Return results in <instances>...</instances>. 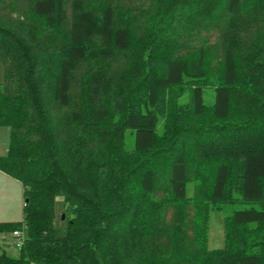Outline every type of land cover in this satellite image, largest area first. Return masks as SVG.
Returning a JSON list of instances; mask_svg holds the SVG:
<instances>
[{"label":"trees","instance_id":"16d2710c","mask_svg":"<svg viewBox=\"0 0 264 264\" xmlns=\"http://www.w3.org/2000/svg\"><path fill=\"white\" fill-rule=\"evenodd\" d=\"M95 1L0 0V170L23 197L0 231L25 233L0 264H264V0H128L150 4L141 25ZM184 13L222 23L209 102L206 42L174 29ZM216 204L241 207L208 249Z\"/></svg>","mask_w":264,"mask_h":264},{"label":"rangeland","instance_id":"374dc122","mask_svg":"<svg viewBox=\"0 0 264 264\" xmlns=\"http://www.w3.org/2000/svg\"><path fill=\"white\" fill-rule=\"evenodd\" d=\"M115 12H120V10H128L132 12L134 16L139 15L140 22L139 25L143 24L147 13L149 12V3L147 1H128V0H112ZM95 6L97 2L95 0H87V4ZM148 10V11H147ZM147 11V12H146ZM188 14L179 16L174 20V23L179 21L178 24H175L174 29L178 31L177 35L183 36L185 44L189 46H197L199 40H205V49L204 57L206 70L208 72V80L206 82L205 90V100L211 101L212 92L210 89L213 76L217 72V63L222 56V51L217 44V29L222 23H210L209 26L204 29H199L198 25L190 27L189 18L185 19ZM176 43L173 41V44ZM179 45V43H177ZM179 55L183 53L184 47L177 49ZM113 66H123L125 64V57L123 53H118L116 57L111 62ZM78 68L83 71L88 69L87 62H82L78 64ZM0 79H1V67H0ZM171 94H178V90H171ZM188 91L184 89L178 95L177 100L179 102L185 101L188 99ZM160 123L158 127L160 128ZM134 136L128 133L125 134V147L131 148L133 146ZM8 145V133L6 128L0 127V156L6 154ZM3 172L0 170V173ZM6 176L0 175V222H9V221H18L21 218L22 210V186L20 182L11 177L7 173L3 172ZM187 195H192L195 193V199L200 203L205 200V194L202 189L194 183H186L185 188ZM59 204L57 203V207ZM209 207L211 205H208ZM213 207V206H212ZM215 208L211 209L208 213L207 218V236H206V247L208 249L220 248L223 245V216L229 215L233 210L240 208L239 205L231 204H216ZM218 208V209H217ZM60 209H57V214H60ZM169 212V208L167 211ZM62 215V214H61ZM169 216V215H168ZM167 217V216H166ZM169 218V217H168ZM14 238L11 236V232L0 231V252L4 253L11 257H17L19 255L18 247H15L12 244ZM157 244H160L157 242Z\"/></svg>","mask_w":264,"mask_h":264},{"label":"built area","instance_id":"2783aa9c","mask_svg":"<svg viewBox=\"0 0 264 264\" xmlns=\"http://www.w3.org/2000/svg\"><path fill=\"white\" fill-rule=\"evenodd\" d=\"M12 237L14 238V240H12V244L15 247L20 248L23 244L24 237H25L24 229L21 228V229L13 230Z\"/></svg>","mask_w":264,"mask_h":264},{"label":"crops","instance_id":"0c3cea01","mask_svg":"<svg viewBox=\"0 0 264 264\" xmlns=\"http://www.w3.org/2000/svg\"><path fill=\"white\" fill-rule=\"evenodd\" d=\"M5 128V127H4ZM7 130V129H6ZM0 175L6 176L5 174H3V172L0 173Z\"/></svg>","mask_w":264,"mask_h":264},{"label":"water","instance_id":"95a60500","mask_svg":"<svg viewBox=\"0 0 264 264\" xmlns=\"http://www.w3.org/2000/svg\"><path fill=\"white\" fill-rule=\"evenodd\" d=\"M61 218H63V214L61 215Z\"/></svg>","mask_w":264,"mask_h":264}]
</instances>
